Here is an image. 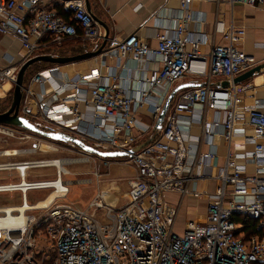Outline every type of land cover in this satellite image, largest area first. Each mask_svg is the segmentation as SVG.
Instances as JSON below:
<instances>
[{
  "label": "built area",
  "instance_id": "built-area-1",
  "mask_svg": "<svg viewBox=\"0 0 264 264\" xmlns=\"http://www.w3.org/2000/svg\"><path fill=\"white\" fill-rule=\"evenodd\" d=\"M218 1L264 10V0ZM192 3L193 0H180L184 14L181 22L172 36L158 34L156 47L136 34L108 41L104 55L135 61L154 58L161 62V69L142 83L138 98L103 80L100 70L59 82L60 67L54 66L40 71L28 86L24 85V96H33V87L38 86L41 98H47L45 87L49 86L52 98L57 101V104L47 102L35 119L52 125L55 131L92 143L89 145L101 151L128 153L139 146L132 135L137 112L148 105L157 120L167 100L164 95L163 101H152L154 90L170 89L188 76L208 81L219 78L230 83L226 88L208 84L188 89L177 97L156 138L130 158L146 192L121 209L106 204L101 192L85 208L58 204L70 194V185L52 160L0 163V173H6L8 178L6 183H0V195L19 194L21 200L19 206L0 207V264H264V237H247L246 225L235 221L237 217L249 219L257 224V231H264V178L260 176L264 169L257 167L254 175L246 171L248 163L264 166V105L247 113L252 133L248 140L254 144V151L232 152L235 128L243 120L237 111L242 103V89L234 80L264 60L257 61L241 49L246 32L233 27L223 34L225 44H212L207 53L203 52V46L209 43L207 38L193 36L187 27L193 21ZM59 8L69 14V20L59 15ZM0 34L13 36L25 50L21 65L0 68V86L5 82L15 85L18 72L27 61L54 56V52H47L52 46L58 48L75 39L99 49L105 35L87 11L86 0H56L52 6L46 0H0ZM260 47L264 48V44ZM81 104L93 106L94 113L83 117ZM39 105L37 101L36 106ZM195 106L224 114L222 125L203 122V116L197 120L203 125L207 140L221 136L227 145L225 163L216 176L208 171L215 151L203 155L193 152L180 127L184 118L193 121L189 115H193ZM28 110L23 112L30 115ZM107 122L112 126L104 131ZM220 125L222 131L218 133ZM0 133L11 137L17 134L16 128L2 125ZM35 147L34 151H2L0 157L12 159L38 150L46 152L42 151V145ZM47 149L56 151L54 146ZM10 152L14 155H9ZM196 167L206 172L196 176ZM53 168L54 180L28 179L35 170ZM208 180H215L217 188L207 195L206 221H187L180 231L177 220L181 202L169 196L179 195L182 201L193 194V184ZM36 191L56 192L58 196L39 209V202L28 203L29 193ZM30 212L40 214L34 216ZM41 242L46 246L38 250Z\"/></svg>",
  "mask_w": 264,
  "mask_h": 264
},
{
  "label": "crops",
  "instance_id": "crops-1",
  "mask_svg": "<svg viewBox=\"0 0 264 264\" xmlns=\"http://www.w3.org/2000/svg\"><path fill=\"white\" fill-rule=\"evenodd\" d=\"M46 1L49 6L54 5L56 2V0ZM88 2L90 11L94 17L108 27L109 41L113 39L124 40L129 35L136 34L151 47H156V36L158 34L172 36L176 27L181 22V17L184 15L180 10V0H88ZM60 9L61 8L58 10L59 15L67 20V18L60 13ZM190 10L193 21L188 23V30L195 37L204 35L209 42L208 45L203 46V52L207 53L212 44H225L226 42L223 39V34L227 29L233 27L235 29H244L246 32L244 40L240 43L241 49L247 54L254 56L257 61L263 62L264 48L260 47V45L264 44L263 9L251 8L244 5L231 6L227 3L219 2L218 0H193ZM63 14L69 16V14L64 11ZM101 29L105 34L104 29L102 27ZM86 48V50L78 54L69 53L65 56H76L98 50L89 45H87ZM24 54V47L19 40L15 39L13 36H4L0 34V68L21 65ZM58 54L59 52L55 50L54 56L57 55L56 57H61V55ZM161 66L162 64L159 59L151 58L146 61H135L133 59H118L108 53L90 60L61 66L58 81H70L78 75H88L93 70H100L103 80H107L111 84H114V86L124 94H128L133 98H138L142 92V83L155 75L161 69ZM112 77H115V79ZM185 83H198L204 86L210 84L213 87H219L224 81L219 78H212L208 81V79L188 76L184 80L174 84L170 89L167 87H160L154 90L152 101H163L161 97L165 95L168 98L175 87ZM238 86L242 89V103L237 108V111L243 115V120H241L235 128L232 152L237 154L252 153L255 146L248 140V137H250L252 133L247 124V113L256 106L264 105V72ZM12 87L11 83H2L0 86V99L7 96ZM33 89V96H24L21 109H29V113H34L35 109H42L49 101L57 104V101L52 98L51 88L49 86L45 87L48 95L47 98H41L40 87L35 86ZM37 101L40 103L38 107L36 106ZM79 110L83 117H89L94 113V108L91 105L81 104ZM192 116L193 121L184 118L180 122L182 133L186 138L187 145L198 155H203L212 150L215 151V157L212 160V168L208 171L211 172L212 176H216L219 168L223 167L225 163L227 145L221 136H213L212 139L207 140L203 131V125L199 124L197 120L200 116H203V122L219 123L222 125L224 114H218L211 110H205L201 106H195L193 115H189V117ZM136 120L137 122L132 130V135L138 139V145H141L149 141L155 135L154 128L157 120L149 111L148 105H145L137 112ZM221 125L217 130L218 133L222 131ZM111 126V122H107L102 130L109 131ZM1 158L4 157H0V159ZM5 159L10 161L16 158ZM123 162H127L130 165H116L117 169L115 171H110L108 175H97V180L95 182L97 186L95 196L97 193L101 192L105 203L115 209L123 208L128 202L141 198L146 192L145 184L138 179L137 168L131 160ZM257 167L264 169L263 165L248 163L246 164V171L248 174L254 175L256 174ZM204 172L206 171L201 167H196L194 169V175L196 176L203 175ZM0 175H2V178H0L2 181L0 183L8 181L6 173H0ZM260 176L264 178V173L260 174ZM67 182L70 183V181ZM216 188L217 183L215 180H208L205 182L198 181L192 185L193 194L186 197L184 200L181 201L179 195L175 194L170 195L169 198L181 202L180 210L184 217L183 221L204 223L207 218V213H205V217H203L204 205L205 203L208 205L207 195L213 194ZM196 193L198 195H196ZM15 195L16 194L9 196L12 199ZM94 197L92 199H94ZM196 207H200L201 211H203L198 218L195 217L193 213ZM183 229H180V231Z\"/></svg>",
  "mask_w": 264,
  "mask_h": 264
},
{
  "label": "rangeland",
  "instance_id": "rangeland-1",
  "mask_svg": "<svg viewBox=\"0 0 264 264\" xmlns=\"http://www.w3.org/2000/svg\"><path fill=\"white\" fill-rule=\"evenodd\" d=\"M54 55V53H52ZM57 56V55H56ZM55 56V57H56ZM55 65H51L50 67H54ZM61 67V66H58ZM45 68V69H48ZM45 69L36 70L35 67H31L26 75L24 85H28L31 78L38 74L40 71ZM12 89L10 93L4 98L0 99V113L7 112L13 101V91L14 85H12ZM23 103V101H22ZM22 105V104H21ZM31 110V109H30ZM34 110V109H33ZM40 112V109H35L34 113H30V115H26L21 109V114L28 117L32 120L36 125L44 128V129H53L56 130L52 125L46 123L43 120L35 119L34 116ZM17 134L15 137L5 136L0 133V152L7 150H33L36 148L35 145H42V151H46L48 146H54L56 151H51L47 149L45 153L40 152L39 150L33 154H23L22 156L17 157L12 161H37V160H62L68 161L62 167V175L64 181H70L69 190L70 194L66 198V200L57 201L58 204H72L74 206H78L81 208L87 207L90 202L93 200L92 198L96 194V180L97 175H108L110 171H115L117 169L116 165H130L127 162L130 158H120V159H100L97 156H89L83 153L80 149L66 144H59L52 142L50 140L41 138L37 135L28 133L21 129L16 128ZM26 138V139H25ZM25 139V140H24ZM93 145L92 143H89ZM18 159V160H17ZM7 159L1 158V162H6ZM132 166V165H131ZM133 167V166H132ZM2 178V175H0ZM29 180H54L55 179V169H39L35 170L28 177ZM2 179L0 180V182ZM6 183V182H4ZM52 193V192H51ZM50 191H36L29 193L28 203L30 205H34L38 202L43 201L49 194ZM21 204L20 195L16 194L12 199L9 195H0V207L6 206H19ZM204 216L207 213V204L204 205ZM181 211V210H180ZM194 216L199 217L200 214L203 213L200 207H196L193 210ZM30 215L39 216V212H30ZM184 217L182 215V211L179 212L178 220H177V228L183 229L185 225V221H183ZM45 243H39L38 250H43L45 248Z\"/></svg>",
  "mask_w": 264,
  "mask_h": 264
},
{
  "label": "water",
  "instance_id": "water-1",
  "mask_svg": "<svg viewBox=\"0 0 264 264\" xmlns=\"http://www.w3.org/2000/svg\"><path fill=\"white\" fill-rule=\"evenodd\" d=\"M86 7H87L88 12L91 14L93 20L97 22L105 31L104 41L101 47L97 51L86 52V53L79 54L76 56H61V57L39 56V57H35L27 61L26 63H24L18 72L17 80L14 85L13 101H12L11 107L7 112L0 113V125L18 128V129H21L28 133L37 135L41 138L50 140L55 143L74 146L80 149L83 153L89 156H97L100 159L132 158L133 154H135L136 152L142 150L144 147L149 145L156 138L157 134L162 130L165 118L168 114V111L171 105L173 104V102L177 99V97L185 90L202 88L204 87L203 84L185 83V84H181L175 87V89H173V91L167 98L162 108V111L156 121V125L154 128L155 135L149 141L137 146L136 148L129 151L128 153L120 152V151H101L72 134L66 133L64 131H55L53 129H49V130L44 129L36 125L32 120H30L28 117L20 113L21 104H22V100L24 97L25 75L31 67H33L34 65L38 63H46L50 65H55V66H65V65L75 64L78 62H82V61H86V60H90L92 58L98 57L104 54V52L106 51V46L109 41L108 27L103 22H101L96 17H94V15L91 13L88 0H86ZM263 72H264V63L256 66L250 71L237 77L234 80V84L240 85L241 83H245L253 79L256 75H259ZM229 85L230 83L228 81H224L221 87L226 88Z\"/></svg>",
  "mask_w": 264,
  "mask_h": 264
},
{
  "label": "trees",
  "instance_id": "trees-1",
  "mask_svg": "<svg viewBox=\"0 0 264 264\" xmlns=\"http://www.w3.org/2000/svg\"><path fill=\"white\" fill-rule=\"evenodd\" d=\"M60 13L63 16H65L67 18V20H69V16L63 14V11L61 9H60ZM87 45L88 44L86 42L71 39V40L65 41L61 47H58V48L56 46L50 47V49H48L47 52L51 53V52H54L56 50L59 52L58 55H61V56H65L69 53L78 54L81 51L86 50ZM49 66H51V65L46 64V63H38V64L34 65L36 70L45 69V68H48ZM235 221L237 223H244L246 225L245 231H246L247 237H252L255 235H257L261 238L264 237V231H257V229H256L257 224L252 222L251 220L246 219V218H242V217H237L235 219Z\"/></svg>",
  "mask_w": 264,
  "mask_h": 264
},
{
  "label": "bare ground",
  "instance_id": "bare-ground-1",
  "mask_svg": "<svg viewBox=\"0 0 264 264\" xmlns=\"http://www.w3.org/2000/svg\"><path fill=\"white\" fill-rule=\"evenodd\" d=\"M0 95H1V93H0ZM46 151H47V149H46ZM9 155H14V154H12V153L10 152ZM51 162H53L55 165H57L58 168L60 169V171L62 172V165H65V163H67L68 161H65V160H64V161H62V160H52ZM61 179H62V178H61ZM58 189H59L58 192L60 193V189H62V187H59ZM57 196H58V194H57L56 192H52L51 194H49V195L46 197L45 200L39 202V204L37 205V207H38L39 209H40V208L47 207L48 205H50L51 203H53V202L55 201V199H56ZM27 206H29V205L27 204ZM19 210H20L21 212H24V211H23L24 209H23L22 207H20Z\"/></svg>",
  "mask_w": 264,
  "mask_h": 264
}]
</instances>
